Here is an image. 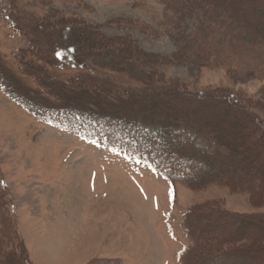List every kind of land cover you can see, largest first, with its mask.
<instances>
[{
  "label": "rangeland",
  "instance_id": "374dc122",
  "mask_svg": "<svg viewBox=\"0 0 264 264\" xmlns=\"http://www.w3.org/2000/svg\"><path fill=\"white\" fill-rule=\"evenodd\" d=\"M190 1L179 0L168 11L161 0H0V74L34 89L30 70L18 65L19 55L33 60L39 53L45 63L55 62L56 50L67 63L61 74L76 75L81 67L74 59L83 58L95 70L91 75L95 72L113 91L140 96L150 92L151 83L155 93L233 96L234 106L254 117L256 126L231 107L210 111L192 100L189 106L203 109L201 119L215 115L213 127L252 130V140L264 144L263 47L229 43L220 21L209 17L206 22L207 16L185 10ZM239 3L245 22L264 32V0ZM77 31L109 44L88 48L85 38L74 36ZM182 134L194 136L188 127ZM80 135L61 123L36 120L0 86V179L7 185L0 187V227L5 229L0 264H182L180 254L189 244L184 213L203 203L249 217L251 230L232 240L247 228L229 216L200 220V233L212 247L224 239L215 249L206 248L204 257L191 254L188 263L264 264V183L258 184L259 173L249 167L250 152L260 151L257 144L246 148L248 156L213 164L229 177L257 183L214 179L192 188L174 181L177 172L151 170L146 155ZM197 142L204 145L200 138ZM201 169L196 165L194 171ZM251 238L252 249H241ZM226 252L239 255L219 258Z\"/></svg>",
  "mask_w": 264,
  "mask_h": 264
},
{
  "label": "trees",
  "instance_id": "16d2710c",
  "mask_svg": "<svg viewBox=\"0 0 264 264\" xmlns=\"http://www.w3.org/2000/svg\"><path fill=\"white\" fill-rule=\"evenodd\" d=\"M161 1H165L168 11L174 9V6L179 3V0ZM232 1L228 0L224 4L223 0H195L194 2L191 0L184 8L187 12H200L203 15L202 18L207 16L206 22L210 19L209 17H213L214 21H220L226 26L224 36H228L229 43H245L250 48L261 45L264 49V32L260 31L257 25L245 22L244 13L239 8V0ZM74 36L80 41L85 38L88 48L95 44L99 47L101 45L107 47L109 44L101 41L98 35L85 37L82 31L74 32ZM215 50L214 56L218 51ZM55 51L53 52L55 62L47 63L42 61L39 53H34L33 60L23 59L19 55L18 65L24 72L26 69L23 68L30 70V76L35 82L34 89H27L26 85L21 84L11 75L0 74V77L4 78L0 86L5 96L35 119L41 122L61 123L69 129L79 131L86 139L99 138L119 145L132 155L139 154L142 157L146 155L150 161L151 170L162 175L166 174L163 170L167 169L177 172L175 180L171 177L168 179L192 188H197L214 179L226 183L240 185L242 183L247 186L254 184L255 181L252 178H247L245 181L243 177H229L224 171L216 170L213 164L214 162L224 164V160H230L239 155L248 156L246 148L248 146L254 148L253 146L257 144L260 151L258 155L250 152L249 167L259 173L258 184L264 183V144L261 140L257 142L252 140L254 137L252 130H229L221 124L213 127L211 121L215 115L201 119L203 109H192L189 106L192 100V102H199L210 111L231 107L238 115L248 118L256 126L254 117H248L242 109L234 106L237 102L232 98L233 96L209 94L204 96V92H200L199 96L192 98L184 93L172 94L161 90L155 93L157 89L151 83L150 92L141 93L140 96L129 90L113 91L107 83L96 77L95 72L91 75V72L95 70L83 58L75 57L74 59L73 63L81 67L76 75L61 74L59 70L66 69V59L64 61V58ZM144 59L147 60L146 62L149 61ZM81 70H85V73ZM145 80L152 82L149 78ZM172 100L178 102L176 107H172ZM149 124L154 126L153 131L147 129ZM185 127L190 128L194 136H184L182 132ZM199 138L204 142L203 146H199L197 142ZM245 139L247 145L243 143ZM196 165L202 166L203 169L199 172L194 171ZM0 187H3L2 189L7 187L4 179H0ZM262 198L264 199V195ZM8 210L14 215L12 203L8 205ZM212 216L214 218L229 216V221L234 220L247 228L244 231L237 230L231 235L232 240H241L244 232L251 230L249 217L218 211L209 203L192 206L183 216L189 244L180 254L182 264H189L188 258L191 254L195 253L204 257L206 248L215 249L214 247L220 246L224 237H219L215 246L212 247L205 235L200 233L198 222ZM4 231L5 229L0 227V235H3ZM252 241V238L248 240L249 244L245 241L241 249L251 250ZM238 255L239 253L236 252H226L219 255V258H235Z\"/></svg>",
  "mask_w": 264,
  "mask_h": 264
}]
</instances>
